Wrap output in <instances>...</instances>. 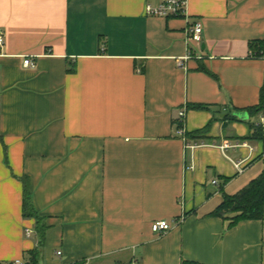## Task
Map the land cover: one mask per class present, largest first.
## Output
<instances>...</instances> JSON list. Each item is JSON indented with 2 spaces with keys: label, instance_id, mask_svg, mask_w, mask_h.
Instances as JSON below:
<instances>
[{
  "label": "crops",
  "instance_id": "1",
  "mask_svg": "<svg viewBox=\"0 0 264 264\" xmlns=\"http://www.w3.org/2000/svg\"><path fill=\"white\" fill-rule=\"evenodd\" d=\"M156 2L0 0V264H264V218L210 216L264 174V141L245 140L264 135L246 111L264 95V0H187L186 19L146 16Z\"/></svg>",
  "mask_w": 264,
  "mask_h": 264
},
{
  "label": "trees",
  "instance_id": "2",
  "mask_svg": "<svg viewBox=\"0 0 264 264\" xmlns=\"http://www.w3.org/2000/svg\"><path fill=\"white\" fill-rule=\"evenodd\" d=\"M252 51V58L260 57L264 53V43L253 42L250 45ZM208 73V72H207ZM194 109H203L201 105L192 106ZM247 113L252 115L253 113H259L264 111V95L260 97L259 104L253 108L246 110ZM253 129V128H252ZM256 130L246 137L245 140H260L264 141V135L261 128L256 127ZM207 129L195 132L194 135L202 138V135ZM187 135V134H186ZM192 137V135H187ZM23 195H22V215L24 218H33L36 220V231L39 235L43 234V227L40 225L41 220L36 216L31 204L30 192L25 179H22ZM228 180H224V183ZM233 216L229 228L234 227L242 221H261L264 218V174H261L258 178L251 181L246 188L234 196H227L222 194V202L216 208V210L210 214L212 217L226 219L228 216ZM38 252L34 250L31 252L30 257L25 261V264H37ZM80 264V263H76ZM182 264H199L195 262L183 261Z\"/></svg>",
  "mask_w": 264,
  "mask_h": 264
},
{
  "label": "built area",
  "instance_id": "3",
  "mask_svg": "<svg viewBox=\"0 0 264 264\" xmlns=\"http://www.w3.org/2000/svg\"><path fill=\"white\" fill-rule=\"evenodd\" d=\"M187 0H157L155 4L146 3L144 7V13L146 16L150 17H159L163 19H170V18H183L186 19L187 17ZM202 35H203V28L200 21H196L194 23H188V28L186 32V42L191 43L194 47L200 50L202 46ZM3 44V36L0 34V47ZM192 58L191 52L187 49L186 55L176 62V66L179 69H185L184 63ZM24 67H34V64L31 60L26 59L23 62ZM184 117H185V110H182L178 114V121L176 125L175 133L182 142L184 143V148L189 150H194L200 146H203L202 143H190L187 141L186 138V131L184 128ZM235 146L230 144H223L219 148L223 151L233 148ZM234 167L236 168L238 173L242 172L240 164H235ZM172 227V224L166 221H159L155 222L151 225V230L153 233L160 234L169 231ZM25 235L28 237L30 232L28 230L25 231ZM58 256L60 252L56 253ZM4 264H25L23 260H16L10 263Z\"/></svg>",
  "mask_w": 264,
  "mask_h": 264
}]
</instances>
